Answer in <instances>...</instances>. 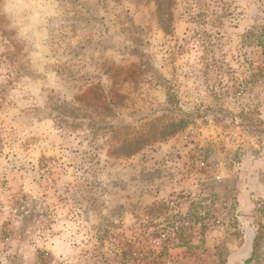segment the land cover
<instances>
[{
    "label": "rangeland",
    "instance_id": "obj_1",
    "mask_svg": "<svg viewBox=\"0 0 264 264\" xmlns=\"http://www.w3.org/2000/svg\"><path fill=\"white\" fill-rule=\"evenodd\" d=\"M45 2L43 105L0 17V264H264V0Z\"/></svg>",
    "mask_w": 264,
    "mask_h": 264
},
{
    "label": "clouds",
    "instance_id": "obj_2",
    "mask_svg": "<svg viewBox=\"0 0 264 264\" xmlns=\"http://www.w3.org/2000/svg\"><path fill=\"white\" fill-rule=\"evenodd\" d=\"M56 15L55 5L41 0H0V17L13 29L19 40L29 50L32 69L39 79L25 78L13 91V96L22 105H43L49 92H61L60 78L48 67L53 63L47 56V21ZM27 97V99H23Z\"/></svg>",
    "mask_w": 264,
    "mask_h": 264
},
{
    "label": "trees",
    "instance_id": "obj_3",
    "mask_svg": "<svg viewBox=\"0 0 264 264\" xmlns=\"http://www.w3.org/2000/svg\"><path fill=\"white\" fill-rule=\"evenodd\" d=\"M256 33L257 31L249 32L248 37L251 36L255 37L256 38L255 42L258 43L261 47H264V33H262L261 35H257Z\"/></svg>",
    "mask_w": 264,
    "mask_h": 264
},
{
    "label": "water",
    "instance_id": "obj_4",
    "mask_svg": "<svg viewBox=\"0 0 264 264\" xmlns=\"http://www.w3.org/2000/svg\"><path fill=\"white\" fill-rule=\"evenodd\" d=\"M252 233V232H251ZM251 235V242L253 241V238H252V234H250Z\"/></svg>",
    "mask_w": 264,
    "mask_h": 264
}]
</instances>
